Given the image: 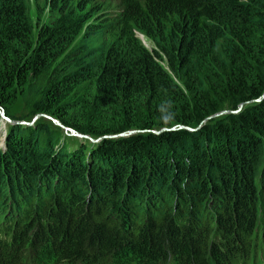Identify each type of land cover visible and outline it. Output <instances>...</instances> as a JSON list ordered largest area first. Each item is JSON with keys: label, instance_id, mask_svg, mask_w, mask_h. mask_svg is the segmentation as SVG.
I'll list each match as a JSON object with an SVG mask.
<instances>
[{"label": "trees", "instance_id": "obj_1", "mask_svg": "<svg viewBox=\"0 0 264 264\" xmlns=\"http://www.w3.org/2000/svg\"><path fill=\"white\" fill-rule=\"evenodd\" d=\"M263 94L264 0H0V264H264Z\"/></svg>", "mask_w": 264, "mask_h": 264}, {"label": "water", "instance_id": "obj_2", "mask_svg": "<svg viewBox=\"0 0 264 264\" xmlns=\"http://www.w3.org/2000/svg\"><path fill=\"white\" fill-rule=\"evenodd\" d=\"M142 39H143V35H141ZM264 97V94L262 95L261 98L257 99V101L261 100L262 98ZM243 105H241L237 110H225V111H222L220 114L222 113H236L238 111H240V109L242 108ZM5 109L3 107L0 106V114L2 115L3 118L7 119L10 123H22V124H26V125H32L33 124V121L40 115H37L34 117L33 121L32 122H28V121H22V122H19V121H15V120H11L10 118H8L5 114ZM48 118H50L55 124H57L58 126H60L64 132H70L72 135H75V136H78L80 138H88L90 139L92 142H99L102 137H99V138H93L91 136H88V135H85V134H81L79 132H77L76 130H74L73 128L65 125L64 123H62L60 120L58 119H55V118H51L50 116H47ZM175 128H186V129H189V130H195V128H192V127H189V126H184V125H177V126H173L172 128L170 129H175ZM166 128L162 129V130H165ZM162 130H159V131H156V130H153V132H157V133H160L162 132ZM139 130H129V131H126V132H123V133H120V134H117V135H114V136H128V135H131L132 133H135V132H138ZM111 137V136H110Z\"/></svg>", "mask_w": 264, "mask_h": 264}, {"label": "rangeland", "instance_id": "obj_3", "mask_svg": "<svg viewBox=\"0 0 264 264\" xmlns=\"http://www.w3.org/2000/svg\"><path fill=\"white\" fill-rule=\"evenodd\" d=\"M50 13L51 12H48V11H46L45 13H43V14H39V13H37V11H36V9L34 8V7H32V9H31V12H30V16H31V18H32V20H33V22L36 24V25H40L41 24V22H45V23H50L51 21H53L54 20V18H52V17H54V16H52V15H50ZM143 40H144V42H145V44L147 45V47H149L150 49L152 48V46H153V44L150 42H148L144 37H143ZM5 114H6V112H5ZM2 116V115H1ZM6 116H7V114H6ZM8 117V116H7ZM9 118V117H8ZM34 119V118H33ZM33 119H32V121H33ZM39 119V116L33 121V123L36 121V120H38ZM32 121H30V122H32ZM10 122L7 120V119H5V118H3V117H1L0 118V136H1V140H2V143H5V141H6V135H7V129H8V124H9ZM14 124V123H13ZM65 134H64V136H63V142L66 140V138H68L69 136H75V135H72L70 132H64ZM76 137H78V136H76ZM80 138V137H79ZM87 139V138H86ZM88 140H90V139H88ZM91 141V140H90ZM94 143H96V142H94ZM263 259H264V257H263Z\"/></svg>", "mask_w": 264, "mask_h": 264}]
</instances>
